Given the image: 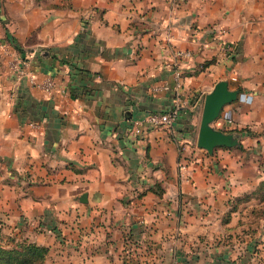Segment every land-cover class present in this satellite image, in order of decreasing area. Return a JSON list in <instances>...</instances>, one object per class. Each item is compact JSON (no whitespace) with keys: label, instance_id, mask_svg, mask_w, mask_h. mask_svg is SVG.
<instances>
[{"label":"crops","instance_id":"0c3cea01","mask_svg":"<svg viewBox=\"0 0 264 264\" xmlns=\"http://www.w3.org/2000/svg\"><path fill=\"white\" fill-rule=\"evenodd\" d=\"M1 3L26 72L0 51V243L45 245L43 264H264V0ZM46 76L51 93L30 80ZM219 80L252 99L211 123L239 145L208 152ZM175 102L170 125L134 132Z\"/></svg>","mask_w":264,"mask_h":264},{"label":"built area","instance_id":"2783aa9c","mask_svg":"<svg viewBox=\"0 0 264 264\" xmlns=\"http://www.w3.org/2000/svg\"><path fill=\"white\" fill-rule=\"evenodd\" d=\"M14 44V43H13ZM12 44V40L6 39L2 42H0V51L4 55V57L7 58L8 61V67L13 73H16L17 75L25 74V58H23L18 51L15 49L14 45ZM235 45L234 43H227L223 47L224 53L227 55L234 51ZM192 54L191 50L189 49H175L173 52V55L175 58L180 57H188ZM179 75V73H176ZM31 83L33 85H36L40 88H42L46 93H51L53 88L56 85L55 78L53 76H46L42 80L38 81L35 80L33 77H30ZM159 88H168L167 84L157 85L154 86L153 89H159ZM237 98L239 100L250 102L252 99V95L249 93H246L244 91H239L237 94ZM179 112V103L175 102L172 107H170L166 111H160V112H148L143 117L137 118L134 120V132L136 134L142 133L141 123L146 122L150 125H156V126H168L170 125L177 117ZM33 124V123H31ZM179 167L185 168L184 164H180Z\"/></svg>","mask_w":264,"mask_h":264},{"label":"water","instance_id":"95a60500","mask_svg":"<svg viewBox=\"0 0 264 264\" xmlns=\"http://www.w3.org/2000/svg\"><path fill=\"white\" fill-rule=\"evenodd\" d=\"M238 94L237 89H230L226 80L214 83L212 89L205 94L200 125L197 133L196 143L198 146L212 152L215 146L239 145V137L233 132L223 131L215 128L211 123L219 115L221 107L233 101ZM85 200V193L79 197Z\"/></svg>","mask_w":264,"mask_h":264},{"label":"trees","instance_id":"16d2710c","mask_svg":"<svg viewBox=\"0 0 264 264\" xmlns=\"http://www.w3.org/2000/svg\"><path fill=\"white\" fill-rule=\"evenodd\" d=\"M256 190V194L263 199L264 179ZM46 253L45 245L26 239L17 240L9 246L0 243V264H43Z\"/></svg>","mask_w":264,"mask_h":264},{"label":"rangeland","instance_id":"374dc122","mask_svg":"<svg viewBox=\"0 0 264 264\" xmlns=\"http://www.w3.org/2000/svg\"><path fill=\"white\" fill-rule=\"evenodd\" d=\"M1 1L3 2L4 0H0V3H1ZM25 1V3H27L28 4V2H29V5H31L32 4V2L34 3L35 2V5H40L44 0H24ZM1 6H2V8H3V10H2V14H3V17H1L0 16V19H1V22H2V24H3V26H4V28L5 29H9V27H8V23H10V19H9V15H8V13H7V11L5 10V7H4V4L3 3H1ZM0 15H1V13H0ZM4 19V20H3ZM6 37V36H5ZM16 49V48H15ZM261 192H259V194H260Z\"/></svg>","mask_w":264,"mask_h":264}]
</instances>
